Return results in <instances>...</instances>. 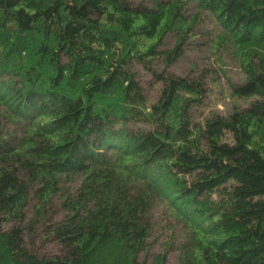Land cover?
Masks as SVG:
<instances>
[{
  "label": "trees",
  "instance_id": "obj_1",
  "mask_svg": "<svg viewBox=\"0 0 264 264\" xmlns=\"http://www.w3.org/2000/svg\"><path fill=\"white\" fill-rule=\"evenodd\" d=\"M170 257L264 264V0H0V264Z\"/></svg>",
  "mask_w": 264,
  "mask_h": 264
},
{
  "label": "rangeland",
  "instance_id": "obj_2",
  "mask_svg": "<svg viewBox=\"0 0 264 264\" xmlns=\"http://www.w3.org/2000/svg\"><path fill=\"white\" fill-rule=\"evenodd\" d=\"M208 17L209 18H207L205 24H207L206 28H208V31L210 32V30L212 28H216V27H218V25H217V21H216L214 16L209 15ZM174 44H175V38L171 35L165 39V42H164L161 49L162 50H168ZM30 58H35V59L37 58V57H35V54L33 55L32 50H30L29 54L27 56H25L23 63H25ZM209 58H210L209 54H207L206 52L205 53L204 52H198L195 48L192 49V47H187L185 55L183 58L176 60V61H173L172 63H169L168 65L163 63L162 65H160L158 70L162 74L172 73L175 75L184 76L186 73H188L189 70H191V64L194 63L197 67L204 68L208 65H211L212 62H213V64L211 66H213V67L217 68V70H219V66L215 65L213 58H210V59ZM36 61H37V59H36ZM225 64H227V67L229 70V75L231 76V74H232V76H235L236 75V68H235L236 66L233 65L234 64L233 61L230 59H225ZM41 73L43 74L44 77H47L48 75L52 76V72L47 67L42 68ZM140 75L142 76L141 82L143 83V85L146 88H152V86L155 84V80L153 78H151L150 75H147L144 73H142ZM226 77L229 78V80H231V77H229L227 75H226ZM226 77L224 78L222 76V78H221L222 85L224 83H226V80H225ZM150 94L152 96L153 95L155 96V92H153V91H151ZM216 98H217L216 95H214L212 102L209 103V105L211 106L210 107L211 110L215 111L217 113L226 114L229 110V107H230V103L226 100L227 98L224 99L225 100L224 102L223 101H217ZM167 264H174V260L172 257L169 258Z\"/></svg>",
  "mask_w": 264,
  "mask_h": 264
}]
</instances>
